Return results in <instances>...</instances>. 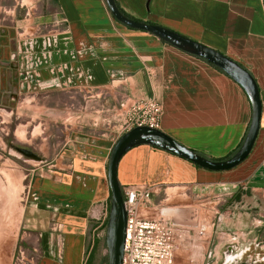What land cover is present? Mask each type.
<instances>
[{
	"label": "crops",
	"instance_id": "crops-1",
	"mask_svg": "<svg viewBox=\"0 0 264 264\" xmlns=\"http://www.w3.org/2000/svg\"><path fill=\"white\" fill-rule=\"evenodd\" d=\"M115 2L133 18L234 60L256 81L261 103L253 146L235 167L208 170L141 144L118 162L121 188L152 187L144 214L156 217L164 209L173 220L174 264L264 260V0ZM50 90L95 92L91 97L101 96L103 108L118 116L122 104L159 100V130L209 159L240 146L252 115L246 92L230 76L121 24L105 0H0V104ZM120 135L75 130L49 174L33 180L24 212L38 234L37 264H84L105 243L107 161Z\"/></svg>",
	"mask_w": 264,
	"mask_h": 264
},
{
	"label": "rangeland",
	"instance_id": "rangeland-1",
	"mask_svg": "<svg viewBox=\"0 0 264 264\" xmlns=\"http://www.w3.org/2000/svg\"><path fill=\"white\" fill-rule=\"evenodd\" d=\"M94 94L50 90L0 104V264H37L38 251L33 248L38 234L25 222V203L33 180L48 173L71 133L85 130L101 135L120 130L122 117L103 108L102 97H91ZM16 147L29 150L36 158ZM91 264H107L105 243L101 242Z\"/></svg>",
	"mask_w": 264,
	"mask_h": 264
},
{
	"label": "water",
	"instance_id": "water-1",
	"mask_svg": "<svg viewBox=\"0 0 264 264\" xmlns=\"http://www.w3.org/2000/svg\"><path fill=\"white\" fill-rule=\"evenodd\" d=\"M105 2L112 16L121 24L132 29L147 31L166 43L202 58L221 69L244 89L252 109L250 124L240 147L230 157L222 160L209 159L183 146L161 130L146 126L134 127L116 139L107 161L110 207L105 228V247L107 250V264H121L126 223V211L123 203L122 190L116 173L121 156L130 148L145 144L184 158L204 169L213 171L231 169L248 156L253 146L259 128L261 103L256 81L246 69L234 60L165 27L130 19L117 9L114 0H105ZM16 150L24 155L36 158V155L27 149L16 147Z\"/></svg>",
	"mask_w": 264,
	"mask_h": 264
},
{
	"label": "built area",
	"instance_id": "built-area-1",
	"mask_svg": "<svg viewBox=\"0 0 264 264\" xmlns=\"http://www.w3.org/2000/svg\"><path fill=\"white\" fill-rule=\"evenodd\" d=\"M121 106L123 110L120 134L141 126L159 129L162 116V104L159 100H133ZM121 190L126 211L121 264H174L178 236L176 225L163 212L156 217H147L144 214L151 206L152 187L131 184L123 186ZM106 217L108 213H105L103 221ZM204 232L205 226H201L198 233L203 235Z\"/></svg>",
	"mask_w": 264,
	"mask_h": 264
},
{
	"label": "trees",
	"instance_id": "trees-1",
	"mask_svg": "<svg viewBox=\"0 0 264 264\" xmlns=\"http://www.w3.org/2000/svg\"><path fill=\"white\" fill-rule=\"evenodd\" d=\"M114 2H115V0H114ZM115 5H116V7H117V9L124 15V16H126V17H128V18H130V19H132V20H136V21H140V20H138V19H136V18H133V17H131V16H129L128 14H126L118 5H117V3L115 2ZM142 22V21H141ZM165 42V41H164ZM204 60V59H203ZM204 61H206V60H204ZM207 63H209L208 61H206ZM210 65H212L211 63H209ZM212 66H214V65H212ZM215 68H218V67H216V66H214ZM219 69V68H218ZM220 71H222L221 69H219ZM223 72V71H222ZM241 145V144H240ZM240 147V146H239ZM238 147V148H239ZM237 148V149H238ZM236 149V150H237ZM235 150V151H236ZM235 151H232V152H230L229 154H227L225 157H223V158H217V159H214V160H222V159H226V158H228V157H230ZM109 207H110V198H109V205H108V209H109ZM109 211V210H108ZM106 224H107V217L105 218V221H104V227L103 228H106ZM91 261H92V254L90 253L89 254V257H88V260L84 263V264H91ZM104 263H105V261H104Z\"/></svg>",
	"mask_w": 264,
	"mask_h": 264
},
{
	"label": "flooded vegetation",
	"instance_id": "flooded-vegetation-1",
	"mask_svg": "<svg viewBox=\"0 0 264 264\" xmlns=\"http://www.w3.org/2000/svg\"><path fill=\"white\" fill-rule=\"evenodd\" d=\"M235 264H264V260L255 258V256H251L247 258H242L239 261H237Z\"/></svg>",
	"mask_w": 264,
	"mask_h": 264
},
{
	"label": "bare ground",
	"instance_id": "bare-ground-1",
	"mask_svg": "<svg viewBox=\"0 0 264 264\" xmlns=\"http://www.w3.org/2000/svg\"><path fill=\"white\" fill-rule=\"evenodd\" d=\"M165 209H167V208H165ZM164 210V209H163ZM163 210H162V212H163ZM168 210V209H167ZM164 213H167V212H164Z\"/></svg>",
	"mask_w": 264,
	"mask_h": 264
}]
</instances>
